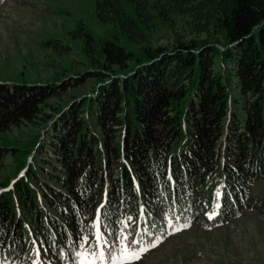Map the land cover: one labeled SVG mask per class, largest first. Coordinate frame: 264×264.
<instances>
[{
	"label": "trees",
	"instance_id": "trees-1",
	"mask_svg": "<svg viewBox=\"0 0 264 264\" xmlns=\"http://www.w3.org/2000/svg\"><path fill=\"white\" fill-rule=\"evenodd\" d=\"M127 1L136 17L121 0L96 1V13L107 6L132 39L149 17L144 0ZM175 5L197 31L219 29L223 46L177 39L135 56L102 39L103 66L132 60L128 70H92L107 77L93 93L70 100L28 143L0 144V171L6 153L22 170L0 177V264H20L32 250L46 264H67L84 245L108 259L120 238L135 249L172 224L207 228L244 209L264 214V193H249L264 176V0L153 7L166 17ZM217 55L224 63L213 69ZM60 85L0 81V130L34 120Z\"/></svg>",
	"mask_w": 264,
	"mask_h": 264
},
{
	"label": "rangeland",
	"instance_id": "rangeland-1",
	"mask_svg": "<svg viewBox=\"0 0 264 264\" xmlns=\"http://www.w3.org/2000/svg\"><path fill=\"white\" fill-rule=\"evenodd\" d=\"M96 1H0V81L62 84L45 99L42 113L34 120L0 130V144L28 143L36 132L44 131L47 123L70 100L93 93L97 84L107 77L91 74L92 70L104 69L113 74L128 70L132 60L127 61L125 68L103 66L99 51L102 39H116L135 56L142 53L143 47L166 49L177 39L205 41L219 49L224 44L219 29L209 27L206 31H197L192 17L178 5L166 17L161 16L153 7L157 0H144L149 19L129 39L112 23L107 6L102 9V18L98 17ZM121 3L129 16L136 17L131 3L127 0ZM223 63L217 55L212 68L220 69ZM182 73H178L177 82L182 79ZM75 75L80 77L73 78ZM43 112L50 115L45 116ZM96 131L99 133L97 128ZM14 163L13 155L6 153L0 177L12 180L21 174L22 170L14 171ZM249 193H264V176L252 181ZM118 246L121 248L110 253L108 259L103 251L83 253L81 250L74 264H264V214L244 209L226 222L207 228H196L189 222L176 223L138 248H128L122 238ZM142 248L147 251L140 252ZM130 251L139 253L140 258L129 259Z\"/></svg>",
	"mask_w": 264,
	"mask_h": 264
},
{
	"label": "snow or ice",
	"instance_id": "snow-or-ice-1",
	"mask_svg": "<svg viewBox=\"0 0 264 264\" xmlns=\"http://www.w3.org/2000/svg\"><path fill=\"white\" fill-rule=\"evenodd\" d=\"M184 227H188V225H184ZM97 239L99 240V236L97 237ZM152 247H155V245H152ZM146 251H147V249H144V248L140 249V252H146ZM139 258H140L139 253H137L135 251H130V253H129V259H136V260H138Z\"/></svg>",
	"mask_w": 264,
	"mask_h": 264
}]
</instances>
